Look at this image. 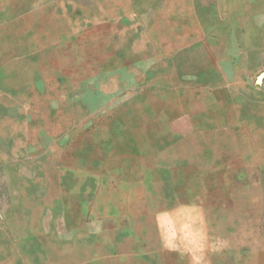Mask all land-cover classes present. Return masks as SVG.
Wrapping results in <instances>:
<instances>
[{
    "label": "rangeland",
    "instance_id": "1",
    "mask_svg": "<svg viewBox=\"0 0 264 264\" xmlns=\"http://www.w3.org/2000/svg\"><path fill=\"white\" fill-rule=\"evenodd\" d=\"M180 3L0 0V99L37 76L64 90L81 82L107 85L111 95L123 91L124 101L136 76L153 75V92H146L129 119L148 117L156 132L162 122L167 130L169 124L170 146L156 138L153 161L151 154L139 158L144 167L138 184L123 177L117 195L115 185L109 186V199L122 197L121 203L115 200L119 217L106 218L82 242L92 254H107L92 256L87 264H264V106L249 127L242 114L222 111L233 101L242 105L240 98L233 100L238 93L220 86L214 108L209 98L200 103V82L193 75L212 73L220 85L227 50L208 43L180 47L179 37L191 30L190 18L178 15ZM197 3L201 10L211 7L210 1ZM82 4L90 9L83 12ZM185 22L179 34L176 25ZM167 87L170 93L163 90ZM221 116L235 118L236 126L213 128ZM145 148L140 145V151ZM151 166L155 174L148 176ZM166 167L169 174L158 173ZM151 182L153 187L146 185ZM3 247L8 245L0 239Z\"/></svg>",
    "mask_w": 264,
    "mask_h": 264
},
{
    "label": "crops",
    "instance_id": "2",
    "mask_svg": "<svg viewBox=\"0 0 264 264\" xmlns=\"http://www.w3.org/2000/svg\"><path fill=\"white\" fill-rule=\"evenodd\" d=\"M159 1L165 4L171 0ZM179 1L184 3H180L178 15L190 18L191 29L179 37L180 47L202 48L208 43L210 48L227 50L220 85L214 83L212 73L205 78L201 72L193 75L194 81L200 82L198 100L203 104L209 98L208 105L214 108L212 103L219 97L215 89L222 86L238 93L232 97L240 98L242 105L233 101L222 111L242 114L243 123L251 127L264 106V0H206L211 2L206 10L197 3L203 0ZM82 6L83 12L90 9L88 4ZM70 14H76L75 8ZM186 25H176L179 34ZM141 75L142 80L136 76V84L125 90L124 101L123 91L111 95L107 85L94 87L81 82L64 90L37 76L31 85L2 96L0 239L8 247L0 248V264H87L92 256H107L99 251L92 254L81 246L106 218L119 217L115 203H121L122 197L109 199V186L115 185L117 195L118 188H123V177L129 176L131 185L138 184L140 168L144 167L139 158L151 154L153 161L156 138L163 146H170L169 124L167 130L162 122L156 132L154 120L148 117L145 122L130 120L142 107L146 92L154 90L153 75ZM163 90L171 92L170 87ZM218 119L212 121L213 128L236 126L233 117ZM140 145L146 151H140ZM154 169L148 168L152 172L147 175L155 174ZM166 170L169 174L167 167L158 173L163 171L164 176ZM146 185L153 187L154 182Z\"/></svg>",
    "mask_w": 264,
    "mask_h": 264
}]
</instances>
